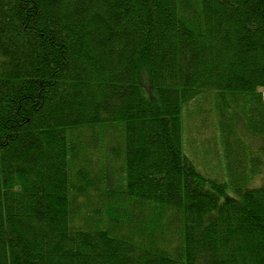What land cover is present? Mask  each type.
<instances>
[{"label": "trees", "instance_id": "obj_1", "mask_svg": "<svg viewBox=\"0 0 264 264\" xmlns=\"http://www.w3.org/2000/svg\"><path fill=\"white\" fill-rule=\"evenodd\" d=\"M0 264H264V0H0Z\"/></svg>", "mask_w": 264, "mask_h": 264}, {"label": "rangeland", "instance_id": "obj_2", "mask_svg": "<svg viewBox=\"0 0 264 264\" xmlns=\"http://www.w3.org/2000/svg\"><path fill=\"white\" fill-rule=\"evenodd\" d=\"M212 97V96H211ZM207 106H208V104H207ZM202 108H203V106H202ZM205 108V107H204ZM190 111H193V109H190L189 108V106H187V112H190ZM186 105L184 106V109H183V120H184V122H183V138H184V148H185V150H186V136L187 137H189L188 139H191V140H193V141H195L196 142V139H195V137L194 136H192L189 132H187V135H186ZM191 119H193V120H197V121H199V118H191ZM207 127V126H206ZM206 127H204V131H208V129L206 128ZM212 137V136H211ZM196 146H198L197 144H196ZM199 147V146H198ZM206 148H208V147H205L204 145H201V147H200V149L202 150V153H203V151L206 149ZM202 153H201V156H202ZM197 160V159H196ZM195 160V161H196ZM200 161H202V164H203V166H204V170L205 171H207V172H209V173H212V172H216V171H226V165H225V163L221 160V159H218V158H205L204 159V157H200V156H198V160H197V164H198V166H200V164L199 163H201ZM202 166V167H203ZM200 168H201V166H200ZM226 173V172H225ZM215 174V173H214ZM213 174V175H214ZM252 177H254V178H252ZM255 177H256V179H255ZM259 178H260V175H258V174H256V175H253V176H249V184L250 185H257V184H260V180H259Z\"/></svg>", "mask_w": 264, "mask_h": 264}]
</instances>
